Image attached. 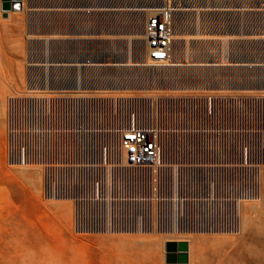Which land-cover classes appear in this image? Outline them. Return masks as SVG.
<instances>
[{
  "label": "built area",
  "instance_id": "2783aa9c",
  "mask_svg": "<svg viewBox=\"0 0 264 264\" xmlns=\"http://www.w3.org/2000/svg\"><path fill=\"white\" fill-rule=\"evenodd\" d=\"M187 6L144 0L139 7L148 65L184 66L177 15ZM230 92L28 90L8 100L7 162L42 168L43 199L73 204L77 236L150 234L165 209L185 215L192 235H236L224 202L228 170L240 167L228 147L240 116L231 101L244 98Z\"/></svg>",
  "mask_w": 264,
  "mask_h": 264
},
{
  "label": "rangeland",
  "instance_id": "374dc122",
  "mask_svg": "<svg viewBox=\"0 0 264 264\" xmlns=\"http://www.w3.org/2000/svg\"><path fill=\"white\" fill-rule=\"evenodd\" d=\"M132 1V5L136 6L138 5L136 3H139L140 0ZM213 1H215V3L210 4L207 0H199V4L196 3V6L199 7L188 8V10L207 9L202 7V5L210 6L211 8H209V10H212L213 6H222L220 5L221 0ZM246 2L245 6L250 5L252 1L246 0ZM64 4H66L65 0H36L34 5L37 7V11H49L48 13H50L52 10L47 8L48 6L61 5L60 7H62ZM57 10L60 11L59 9ZM2 15L0 0V62L3 60L4 49L7 50L8 48L15 46V43H17V45L21 43L23 44V47H25V42H28V38H35L34 36L37 35L43 36L47 32L50 34V31H54V29L57 33L59 32L58 34L61 33V24L59 19H52L51 17L46 18L42 16L43 18H41V21L38 22L37 26L40 28L32 30L28 27V33H26L25 18H22L23 21L20 23H16L15 28H4L5 22ZM46 20H48V22ZM202 24L207 26V28L210 25L207 20L202 22ZM213 24V26L217 27V29L214 28L216 31H220L221 28V31L229 29L226 27L227 25L223 23L216 22ZM183 30L185 31V29ZM186 30L187 31L185 32H189L190 29ZM245 30L251 31L252 28L249 27ZM38 51H40L41 54L43 53V55L48 56V54H50L53 50L46 49L42 46L41 48H38ZM0 65H2V63H0ZM21 70L24 74V80L28 81V70ZM150 70L151 71L149 73L151 74V79L153 77L152 73H156L157 75V72L163 71L157 68L154 69L155 71L152 69ZM170 70L175 73H179L178 68H172ZM16 71L17 70L0 69V79H5L7 83H11L10 86L6 85L4 87L7 90L5 97L6 106L8 103L7 100L10 97L17 95L18 93L25 92L26 90L23 88L19 92L14 91L16 94L8 91L16 86L14 85V80L17 78L15 75L17 73ZM208 71H210L211 74L208 80H210L211 83L217 81L220 84L224 82L228 84L231 81H241V83H245L249 79H254L261 75V73L254 71V74L252 72L249 73L244 71ZM122 73H125V71L109 74V71L101 70L99 78L102 79L104 76L103 79H115L117 75H122ZM262 74L264 76V73ZM198 82L199 86H202V80H198ZM189 84L191 85V83ZM212 87L216 88V86ZM249 88L250 87L239 93L230 92V94L242 98L264 97V89ZM74 90H78V92L80 91V89ZM84 90H95L99 94L114 96L144 93L156 95L168 91L162 84L157 88L150 86L147 90H118L114 89L113 86ZM21 168L22 167H9L10 170L19 172L20 182L19 185L15 182L14 187L6 185L4 192L0 194V264H167L166 244L168 242L178 241L188 242L189 240L196 245L194 247L192 264H194L195 261V264H264V205H262L259 213L251 215V218H254L251 228L246 233H242L238 237L233 235H223V237L221 235L220 237L218 235L175 236L158 233L77 236L73 232L72 204L68 202L70 203V206L66 209V217H62L56 208L57 205L67 203V201L46 202L43 199V172L40 170V188L39 192H37L34 190L30 174H22L20 172ZM187 238H189V240H185ZM174 239L177 240L175 241ZM261 240L263 242H261ZM244 244H247V246L245 247ZM236 247L238 250H236Z\"/></svg>",
  "mask_w": 264,
  "mask_h": 264
},
{
  "label": "bare ground",
  "instance_id": "6f19581e",
  "mask_svg": "<svg viewBox=\"0 0 264 264\" xmlns=\"http://www.w3.org/2000/svg\"><path fill=\"white\" fill-rule=\"evenodd\" d=\"M185 1L188 4V6H187L188 8L199 7V6H196V3H198L199 0H185ZM259 1H261V0H259ZM98 2H99L98 0H92V1L81 0V3L79 2L81 4V6L79 7V8H81V11L77 12V13L74 12V13L77 14L78 16L87 18L89 21L88 27L85 26V28H81V26H77L75 28V31H77V33L79 32V35L82 34L83 36L87 35V36L94 37L95 35L98 34L97 32L99 30L96 28L97 26L95 27V25H94L96 16L102 14V12H100L98 10V7H99ZM114 2H116V0ZM158 2H164V0H158ZM35 3H36V0H23L22 5L20 6L19 9H16L13 12L8 14V17H7L8 20L12 21V23H13L16 21V19L19 16L21 17L22 15H26V17H28V27H30V29H32V30H35L36 28L37 29L40 28L37 26H38V22L41 21V18H43V17L48 18V17H51L53 15V13H56V15H57L61 12V11L57 10V9L60 10L61 5L60 6H52V5L48 6L47 8L52 10V11H50V13H48L49 11H42V12L37 11V7L34 5ZM111 3H112V1H111ZM214 3H215V1L211 0L210 4H214ZM133 4H135V3H133ZM250 5L244 6L245 14L247 13V15H249V17L252 14L251 11L249 10V8H251ZM103 6H104V4H103ZM202 7H205L207 9H203V10L202 9H190V10H187V12L183 11V12L178 13V15H177L179 17V21H180L179 22L180 23L179 28L182 29L181 31L183 33L185 31H187L186 29H190L189 32L195 34L198 37L202 36V38H200V39L196 38V39H192V40L186 39V38H180V42H179V55H180L179 59L180 60H182V58H183L182 55H184L182 53V51H184V47H185L184 44L185 43L188 44V42L189 43L193 42L194 46L196 47L195 48L196 49L195 54L198 53V51H200L201 49L203 50L205 47L208 46L207 39L206 38L204 39L203 36L205 34H207L206 32H208V31H211V32L216 31V30H214V28L217 29V27L209 25L207 28V26H204L202 24V22L206 21L207 20L206 18L210 15L224 12V10L222 9L223 8L222 6L221 7L213 6L212 10H209V8H211V7L208 5L207 6L202 5ZM127 9H129V8H127ZM55 10H57L58 12ZM117 13L118 12H116L114 14H116V15L120 14V12L118 14ZM125 14H127L129 17V25H128L127 29H129V31L132 35L131 47H130L131 48V56L134 59V61H136L135 63H137V66H130L129 69H126L125 73H122V75L116 74L117 77H115V79L113 78L114 80H112V79H103V80L100 79L99 76H100L101 70L91 69L92 66L91 67L86 66V69H74V70H62V69H58V68L52 69L50 67L43 66L44 63L41 64L40 61H45V59H47L50 56H49V54H48V56L43 55V53L41 54V52L38 51V48L39 47L41 48L42 46H44V48L49 49V50L50 49L51 50L59 49V47L61 46L62 40H59V39L58 40H56V39L55 40L54 39H52V40H50V39L49 40L48 39L47 40H40V39H35V38H28V46L32 51L30 54V64H29L28 69H27L28 70V81L24 80V76H23L24 74H23L21 68L17 69V71H16L17 73L15 74L17 76V78H16V80H14V81H16V86L14 87L15 92H19L23 88H25L26 90H25V92L18 93L17 95H14V96H22V95L25 96L27 91L32 90V89H34V90L51 89L54 91L72 90L73 94L77 95L79 92L83 91L84 89H95V88H100V87L106 88L109 86H113L114 89H118V90H120V89H123V90L124 89H126V90H131V89L147 90V89H149L150 86H152L153 88H157V87H160L161 84L168 91L196 90V89L197 90L198 89L204 90L207 87L210 88L211 86H217L220 88L221 87H223V88L228 87V88L233 89L234 85L240 87V89L242 88L243 90L248 89V87L254 88V89L255 88L264 89V76L262 74V73H264L263 72L264 68L254 69V70L253 69L252 70H249V69L245 70L244 69V72H249V73L252 72L253 73V71H254V72L261 73V75H259V77L254 78V79H249L245 83H243V82L241 83V81L240 82L239 81H237V82L231 81L229 83L227 82L228 84H226V82L220 84L217 81L211 83V81L208 80L210 78L211 74H210V71H208V69L205 68V66H202V65H204L205 62H203V64L200 66H196V65L181 66L178 68L179 73H175L172 70H170L172 68L168 69V68L153 67V66L148 65L146 63L145 56L143 53V44H142V39H141L144 21H145V17L143 15V12H141L139 10V8L137 9V7H135L133 5V7L131 9H129V11ZM243 16H242V18H243ZM253 16H251V17H253ZM261 17H263V16H261ZM209 18H211V16ZM55 19H59V16L58 17L55 16ZM251 19H253V18H251ZM111 20H113V19H111ZM46 21L48 22V20H46ZM75 23H76V20H75ZM42 24H43V22H42ZM65 24H67V23H65ZM117 25H119V22ZM243 25L244 24H242V26ZM220 27H221V25H220ZM183 29H185V31ZM221 29H220V32L223 31V30L221 31ZM233 29H230V30H233ZM54 31H56V30L54 29ZM72 31H73V29H72ZM224 31H226V30H224ZM188 33H187V35H188ZM37 34H39V33H37ZM84 40L85 39H83V41ZM92 41H94V40H92ZM92 41L90 39L89 41H86V43L87 44H94V42L92 43ZM193 44H191V45H193ZM259 44H260V46H264V39L263 40L260 39ZM259 44H258V46H259ZM250 45L248 47H250ZM14 48H18L17 43H15ZM192 51H194V50H192ZM195 54H194V56L192 55L193 56L192 58L195 57ZM206 54L207 53H205V55ZM210 54L212 55V53H210ZM123 56H124V54H123ZM184 58H186V57H184ZM88 59H90V58H88ZM129 59H131V58H129ZM194 59H196V58H194ZM121 61H123V60H121ZM21 62H23V61H21ZM21 62H20V64H21ZM128 62H129V60H128ZM196 63H199V62L197 61ZM200 64H201V62H200ZM216 67H218V66H216ZM261 67L262 66H260V68ZM155 68L161 69L163 71L157 72V75H156V73H152L153 77L151 79V77H150L151 74L149 73L151 71L150 69L154 70ZM236 68H238V67H236ZM59 71H60V73H59ZM71 71H74V72H71ZM118 72H124V71L123 70L122 71H120V70L116 71V73H118ZM160 76H163V77H160ZM197 79L200 81L202 80V82H201L202 86H199V84H198L199 82ZM203 80H204V82H203ZM189 83H191V85ZM10 84L8 86H10ZM12 84H13V82H12ZM12 86H14V85H12ZM74 89H80V91L78 92V90H74ZM92 91H95V90H92ZM4 96H6V95H4ZM1 97H3V95ZM1 97H0V99H1ZM0 102L3 103V101H0ZM232 102L233 103L235 102L236 105H238V108H239L238 114L240 116H236L232 120V123H231L232 127L238 126V129L236 132H234V134L230 133V135L228 137V147L230 146L229 147L230 153H231V148H233L232 149L234 152L233 157L237 161L236 163L240 164V167L229 168V170H228V176H227V181H226L227 189H226V195H225L226 201L224 202V204H225L224 206H227V215H228V218H230V221L232 222V224H235V226L237 228H239V233L236 235H233V236L238 237L242 233H246L251 228L252 223H253V219H254V218L253 219L251 218V215L254 213H259L261 211L262 205H264L263 204V201H264V97L248 98V99L244 98V100H242V99L236 100V101L233 100V101H231V103ZM4 103L6 105L5 101H4ZM247 107H248V110L246 109ZM6 111L8 113V103H7V110ZM40 170L43 172L42 168L38 167V166L22 167L20 169V172L22 174H25V173L30 174V177H31L33 185H34V190H36L37 192H39V188H40V179H41V171ZM60 202H62V201H60ZM70 203H68V201H67V203L57 205L56 210L64 218L66 217V214H67L66 209L70 206ZM72 206H73V204H72ZM184 216L183 217L179 216V214L173 213V212L171 213L170 211L165 209L164 219L161 222L160 228L158 229V227L155 226L151 233H153V234L158 233V234H164V235H175V236H179V235L190 236V235H192L191 230H189V229H191V225L188 223V221L186 220V218ZM202 235H204V234H202ZM218 236L220 237V235H218ZM221 236L223 237V235H221ZM251 238H253V237H251ZM166 240H167V238H166ZM185 240H189V238H187ZM242 240H243V238H242ZM151 241H153V240H151ZM178 242H181V241H178ZM184 242H187V241H184ZM261 242H263V241L261 240ZM187 243L189 244V252H188L189 253V264H192L193 263V255H194V247L196 245H195V243L191 242L190 240ZM246 246H247V244L245 245V247ZM254 247H256V246H254ZM236 250H238L237 247H236ZM246 259L248 260L247 257H246ZM195 262H194V264H195ZM224 263H226V262H224Z\"/></svg>",
  "mask_w": 264,
  "mask_h": 264
},
{
  "label": "crops",
  "instance_id": "0c3cea01",
  "mask_svg": "<svg viewBox=\"0 0 264 264\" xmlns=\"http://www.w3.org/2000/svg\"><path fill=\"white\" fill-rule=\"evenodd\" d=\"M65 1H66V4L62 5V7L60 8V11H61L59 13L60 15L59 14L56 15V13H53V15L51 16L52 19L55 18V16L56 17L59 16V22L61 24L60 28L62 32L58 34L59 32L57 33L56 31H50V34L47 32L43 36H39V35L34 36L35 39L40 38V39H60L62 40V43L59 49H55L51 51V53L49 54L50 57L45 59V61H40L41 64L44 63L43 66L50 67L52 69L58 68L62 70L86 69V66H90V67L92 66L91 69L109 71V74L114 73L119 70L126 71V69H129L130 66H137V63H135L136 61H134V59L131 56L130 47H131L132 35L129 29H127L129 25V17L127 14H125L129 11V9L133 7L131 3L132 0H129V1L128 0L127 1L126 0H116V2H114L115 0H107V1L98 0L99 1L98 10L102 12L103 15L100 14L96 16L95 18L94 25L95 27L97 26L96 28L99 31L97 32L98 34L95 35L94 37L87 36V35L83 36L82 34L79 35V32L77 33V31H75V28L77 26H81V28H85V26L88 27L89 25V21L87 18L78 16L77 14H75L81 11V8H79L81 6L80 4L81 0H65ZM86 1H92V0H86ZM100 1L104 4V6ZM207 1H209V3L211 2V0H207ZM251 1L253 2H251L252 4L250 5L251 8H249V10L252 13L251 16L254 15L253 17L251 16L249 17L247 13L245 14L244 6L247 3L246 0H221L220 5L223 6L222 9L224 10V12L210 15L211 18H209L210 16H208L206 19H207V22L210 23V26H213L212 23L221 22L227 25L229 29L226 31L223 30L222 32L220 31L206 32L207 34H205L203 38L207 39L208 46L205 47L203 50L201 49L200 51H198V53H196L197 55L195 54L196 47L194 46L193 42L192 43L188 42L189 45L185 43L184 51H182V53L185 55V56L182 55L183 56L182 65L200 66L203 64V62H205L204 65L202 66H205L206 69L222 70V71H244V69L254 70V69L264 68V63H263L264 62V46H260L259 44L260 39L261 40L264 39V2H263L264 0H261V1L251 0ZM142 2H144V0L142 1L140 0L139 3H137L138 5H136L135 7H137V9L139 7H142L143 6ZM113 12L114 13L120 12V14L117 13L119 15L118 16L114 14ZM25 17L26 15H22L21 17L19 16L16 19V21L12 23V21H9L7 18L6 19L3 18V15H2V18L5 22L4 28L5 27L15 28L16 23H20L21 21H23L22 18H25ZM75 20H76V23H75ZM25 21H26V33H28V18L27 17L25 18ZM118 22H119V25H117ZM242 24H244L243 25L244 27L242 26ZM249 27L252 28L251 31L244 30ZM230 29H233V30H230ZM184 33H182L183 35H181L182 38L191 39V40L196 39V38H199V39L202 38V36L198 37L191 32L189 33L184 32ZM27 37H28V34H27ZM83 39L85 40L83 41ZM90 39L91 41L94 40L92 41V43L94 42V44L86 43V41H89ZM248 44L249 45L251 44L250 47H248L249 46ZM18 45H19L18 48H14V46H12L11 48H8L7 50L4 49L3 58H2L3 60L2 62H0L2 63V65H0V69L2 70H17L19 68L28 69V66L30 64V54L32 51L28 46V42H25V47H23V44L21 43H19ZM205 53L207 54L205 55ZM210 53H212V55ZM194 54H195L194 58L196 59L192 58ZM196 60L199 63H196L197 62ZM216 66H218L219 68ZM260 66L262 67L260 68ZM103 78L104 76L102 77V79ZM9 84L10 83H7L5 79H0V86H1L0 97L3 95V97H1L2 100L0 99V101H3V103L0 102V194L4 192L6 185L9 187L10 186L14 187L15 182H17L18 185L20 182V177H19L18 172L10 170L8 166V162H7V111H6L7 106L4 103L5 97H6L4 95H6L5 93L7 92V90L4 87ZM14 85H16L15 81H14ZM229 89L232 93H239V92L244 91L242 88L240 89V87L235 86V85L233 89L232 88H229ZM8 91H10L11 93V92H14L15 90L13 88V90L10 89Z\"/></svg>",
  "mask_w": 264,
  "mask_h": 264
},
{
  "label": "water",
  "instance_id": "95a60500",
  "mask_svg": "<svg viewBox=\"0 0 264 264\" xmlns=\"http://www.w3.org/2000/svg\"><path fill=\"white\" fill-rule=\"evenodd\" d=\"M23 0H1V11L3 18L8 14L19 9ZM189 244L187 242H168L166 244V263L167 264H189Z\"/></svg>",
  "mask_w": 264,
  "mask_h": 264
}]
</instances>
